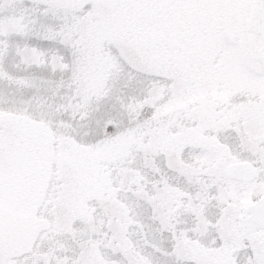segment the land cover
<instances>
[{"label": "snow or ice", "instance_id": "snow-or-ice-1", "mask_svg": "<svg viewBox=\"0 0 264 264\" xmlns=\"http://www.w3.org/2000/svg\"><path fill=\"white\" fill-rule=\"evenodd\" d=\"M0 264H264V0H0Z\"/></svg>", "mask_w": 264, "mask_h": 264}]
</instances>
